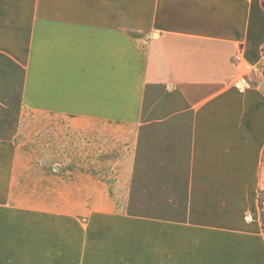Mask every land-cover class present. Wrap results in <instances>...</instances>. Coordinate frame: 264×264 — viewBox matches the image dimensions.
<instances>
[{"label": "crops", "instance_id": "crops-1", "mask_svg": "<svg viewBox=\"0 0 264 264\" xmlns=\"http://www.w3.org/2000/svg\"><path fill=\"white\" fill-rule=\"evenodd\" d=\"M239 53L264 62L262 0H0V218L101 210L146 162L188 257L264 264V75Z\"/></svg>", "mask_w": 264, "mask_h": 264}, {"label": "rangeland", "instance_id": "rangeland-1", "mask_svg": "<svg viewBox=\"0 0 264 264\" xmlns=\"http://www.w3.org/2000/svg\"><path fill=\"white\" fill-rule=\"evenodd\" d=\"M122 166L115 165L111 179L100 180L101 210L74 205L54 211L57 196H41L51 210H36L21 206L20 197L14 226V213L3 209L0 264H200L188 257L187 229L171 222L164 204L169 197L156 194L177 183L156 180L154 164L141 162L130 171ZM104 188L111 193L107 201Z\"/></svg>", "mask_w": 264, "mask_h": 264}, {"label": "built area", "instance_id": "built-area-1", "mask_svg": "<svg viewBox=\"0 0 264 264\" xmlns=\"http://www.w3.org/2000/svg\"><path fill=\"white\" fill-rule=\"evenodd\" d=\"M238 65L241 66L243 69L245 75H251V74H262L264 75V62L261 63V65H253L249 62H247L242 53H239L236 57ZM238 84L240 85V82L238 81Z\"/></svg>", "mask_w": 264, "mask_h": 264}, {"label": "trees", "instance_id": "trees-1", "mask_svg": "<svg viewBox=\"0 0 264 264\" xmlns=\"http://www.w3.org/2000/svg\"><path fill=\"white\" fill-rule=\"evenodd\" d=\"M262 4H263V7H264V0H262ZM260 205L262 206L261 200H260Z\"/></svg>", "mask_w": 264, "mask_h": 264}]
</instances>
